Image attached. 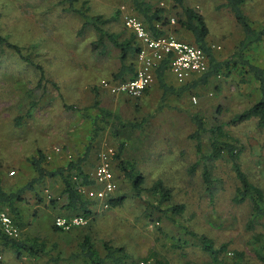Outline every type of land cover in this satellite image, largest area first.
I'll return each mask as SVG.
<instances>
[{
	"label": "rangeland",
	"instance_id": "rangeland-1",
	"mask_svg": "<svg viewBox=\"0 0 264 264\" xmlns=\"http://www.w3.org/2000/svg\"><path fill=\"white\" fill-rule=\"evenodd\" d=\"M60 1L0 0V32L45 68V80L39 85L37 69L11 49H0V174L5 188L22 186L36 175L28 159L39 149L46 153L45 165L49 169L88 153L84 168L92 172L98 154L110 148L116 151L123 143L124 158L134 161L144 175V187L148 189L160 179L171 189L172 196L158 208L160 196L155 191L146 189L137 195L132 182L121 175L112 158L118 181L113 194L125 196L123 204L111 208L96 202L91 206L89 223L56 232L54 219L67 212L61 210L60 204L51 205V201H61L63 184L60 177L47 178L35 185V191L25 194L28 202L20 204L27 221L21 229L24 237L45 239L48 248L53 242L58 243V249L51 253L60 255V264H83L73 258V253L86 234L91 235L100 251H104L103 245L108 242L125 248L131 257L125 262L109 264H140L148 256V264L159 261L264 264L256 257L252 244L253 236L262 231V226H249L250 201L239 204L233 201L238 180L230 161L222 158L200 162L195 171H190L200 157L190 137L196 129L190 114L203 116L208 128L228 122L260 98L258 83L252 75L241 76L238 70L230 75L221 72L207 84L166 96L157 80L139 99L112 93L102 82L122 83L112 81L121 67L120 48L106 40V51L98 53L95 30L88 27L81 33L83 17L73 11L66 12ZM82 1L77 3L79 7ZM87 1L90 14L111 19L105 28L119 34L121 39L130 36L124 22L127 16L137 14L132 0ZM146 1L169 7L173 15L181 13L180 7L173 6V0ZM184 2L205 16L210 29L208 41L215 57L219 60L231 57L243 39V31L223 5L224 0ZM244 9L255 27L264 23V0H246ZM176 33L180 41L189 42L187 32ZM247 58L264 67V40L250 47ZM130 60L138 62L134 54ZM166 82L176 89L186 83L172 72L167 73ZM96 93L102 105L122 119L145 120L143 129H121L118 138L106 129L91 143L93 124L88 115L98 113L89 109ZM32 101H37L38 106L28 116ZM71 105L75 108L66 107ZM226 129L240 142L243 169L264 190V130L258 128L255 119L236 126L227 125ZM209 137V132L204 135L207 151ZM205 167L215 179L210 187L203 177ZM176 205H183L184 209L173 210ZM8 211L0 208V213ZM189 231L212 239L217 248L227 244L228 251L212 255ZM50 259L43 254L31 257L25 250L20 254L3 250L0 244V264H56Z\"/></svg>",
	"mask_w": 264,
	"mask_h": 264
},
{
	"label": "trees",
	"instance_id": "trees-1",
	"mask_svg": "<svg viewBox=\"0 0 264 264\" xmlns=\"http://www.w3.org/2000/svg\"><path fill=\"white\" fill-rule=\"evenodd\" d=\"M132 1L134 9L137 12L135 16L143 22L152 36L159 37L162 35H171L176 39L181 40L176 32H187L190 39L189 42H187L203 49L207 55V69L202 73L193 74L186 81H181L186 83L181 85L178 89L166 82V75L168 72H171V55H166L160 60L155 68V81L157 80L159 86L164 90V96L168 93L176 92L177 90L179 93H183L200 84H207L213 76H218L221 72H227L226 74L230 75L238 70L241 76L252 75L253 79L258 83L260 98L247 108L235 114L226 123H215L208 128L203 116H200L198 113L190 114L191 120L196 126L195 131L190 134V137L195 141V148L197 154L200 156L198 162L192 166L190 171H195L200 162L219 160L222 158H226V160L230 161L232 170L238 180L233 201L237 204L250 201L252 204L249 226L251 228H254L259 224L262 226V231L253 236L252 244L255 246L256 257L264 262V190L260 186L254 184L250 180L247 172L243 169L241 164L242 148L239 146L240 142L229 132V130L226 129L227 125L236 126L255 119L258 128L264 130V67L251 62L250 59L247 58V51L250 47L264 40V23L261 24L260 27L254 26V23L244 9L246 0H224L223 5L230 10L237 23L242 28L243 39L241 40L238 49L231 57H228L225 60H219L215 57L213 46L208 41L210 29L205 16L194 7L185 4L184 0H173V6L181 8V13H175V15L172 13L173 10L165 5L155 6L153 3L146 0ZM60 2L64 5V10L66 12L73 11L83 17L84 22L80 31L81 33L88 27L95 30L98 39L94 44L98 53H104L106 51L108 46L105 43L106 40L120 48L121 67L116 73H114V80L112 81L125 82L132 79L136 74L139 61H129V58L133 54L138 58L140 41L136 37V34L126 26L125 22L124 28L130 31V36L126 39H121L119 34L111 32L105 28V25L109 23L111 19H106L103 15L90 14V7L87 0H83L80 7L77 5L80 0H61ZM172 18H175V23L172 22ZM34 46V48H37L38 45L35 44ZM6 48L14 51L22 60L26 61L29 65H32L40 72L39 85L45 80L44 66L35 62L31 55L25 53L22 46L12 43L7 36L0 32V49L4 50ZM244 78L245 77H243L242 80H245ZM150 87L138 97H132L126 94L120 95H126L131 99H139L149 91ZM96 96L94 103L89 109L97 110L98 113L94 116L88 115L89 118L92 119L93 124L91 143L98 138L101 131L106 129H110L115 138L120 136L121 129H130L133 131L143 129L145 120L126 121L116 112L104 107L98 97V93H96ZM37 106L38 102L32 101L27 115L30 116L32 109ZM66 107L75 108L74 105ZM21 118L22 117L19 119ZM17 124L20 125L21 122L19 121ZM208 132L210 133V144L207 151L204 144V135ZM102 153L103 152L98 154L94 168L92 172H89L84 168V163L88 159V153L77 160H70L58 168L49 169L45 165L47 155L44 150L39 149L35 155L28 159V163L36 175L28 181V183L16 188L6 189L0 174V208L3 207L9 210L6 213L12 217L19 231L16 236L9 235L0 225V244H3V250L11 249L16 251L17 254H20L25 250L29 252L31 257H36L41 254L47 257L49 255L51 262L53 261L56 264H60V255H52L51 253L52 250L58 249V243L53 242L51 247L48 248L47 240L39 239L38 237L32 239L24 237L21 232L22 227L27 224V221L24 219L23 208L20 204L28 202L25 194L29 191H35V185L42 183L47 178L60 177L63 184V191L60 196L61 201L58 202L56 201L57 199H53L51 205L57 206L60 204L59 207L61 210L67 212L66 215L61 216H66L69 219L76 216H82L87 221L92 215L91 206L96 202H101L111 208L123 204L125 196L115 197V193L113 194L114 191L109 192L106 197L102 198L91 197L89 194L91 190H97L102 187L95 177V170L101 163ZM112 158L114 162L117 163L116 165L121 172V175H123L128 181L132 182L137 195H140L147 189L144 187L145 177L140 172L135 162L124 158L123 143H120L118 150L114 151ZM110 167H112L114 172L112 160L110 162ZM14 172L15 171H13V173ZM203 177L209 187L215 182L211 172L206 167L203 171ZM114 181L118 188V181L115 175ZM147 190L155 191L159 194L160 205H157L158 208L169 201L172 196L171 189L166 187L164 182L160 179ZM39 200H42L41 197H39ZM183 207V205H176L172 209L182 211L184 209ZM87 223L89 222L87 221ZM53 227L56 232L67 231L62 227L57 226L55 219ZM189 233L198 238L203 249L214 256L221 252L228 251L227 244H223L220 248H217L214 245L213 240L207 236L198 235L194 231H189ZM103 247L104 251L102 252L96 246L91 235L86 234L81 238L78 249L73 253V258L80 259L83 264H109L111 262H125L126 259L131 258L123 247H115L108 242H105ZM149 260L150 256L140 261V264H148ZM158 264H169V262L159 261Z\"/></svg>",
	"mask_w": 264,
	"mask_h": 264
},
{
	"label": "built area",
	"instance_id": "built-area-1",
	"mask_svg": "<svg viewBox=\"0 0 264 264\" xmlns=\"http://www.w3.org/2000/svg\"><path fill=\"white\" fill-rule=\"evenodd\" d=\"M175 19H172L174 22ZM126 26L136 34L140 41L138 51L139 66L135 76L125 82L116 85L103 81V85L115 94H126L132 97L140 96L147 88L152 86L155 81V68L160 60L166 55H171L170 70L179 81L189 79L195 73H202L208 67V58L205 51L196 45L180 41L174 36L162 35L152 36L146 29L143 22L136 16H127ZM114 155V149L110 148L101 154V163L95 170V177L102 185V190H91V197H106L109 192L116 188L114 173L111 170L110 162ZM87 221L82 216L71 219L66 216H59L55 223L63 229H70L75 225L85 224ZM0 225L9 235L16 236L18 227L12 217L2 212L0 213Z\"/></svg>",
	"mask_w": 264,
	"mask_h": 264
},
{
	"label": "crops",
	"instance_id": "crops-1",
	"mask_svg": "<svg viewBox=\"0 0 264 264\" xmlns=\"http://www.w3.org/2000/svg\"><path fill=\"white\" fill-rule=\"evenodd\" d=\"M173 74V73H172ZM174 75V74H173Z\"/></svg>",
	"mask_w": 264,
	"mask_h": 264
}]
</instances>
